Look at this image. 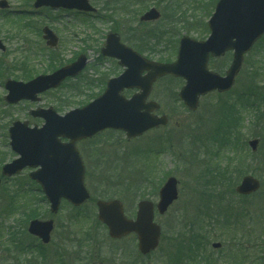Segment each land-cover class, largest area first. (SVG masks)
<instances>
[{"label":"rangeland","instance_id":"rangeland-1","mask_svg":"<svg viewBox=\"0 0 264 264\" xmlns=\"http://www.w3.org/2000/svg\"><path fill=\"white\" fill-rule=\"evenodd\" d=\"M6 1L9 7L0 9V39L6 46L4 52L0 51V60L8 70L25 54L39 73L47 69L51 58L63 65L84 53L89 61L80 78L66 80L59 88L41 94L40 101L34 103L7 104L3 100V81L7 76L16 78L2 71L0 168L16 156L8 144L7 130L12 121L29 120L30 124L40 125L42 120L28 115L31 108L52 106L63 114L81 106L101 90L102 82L121 73L116 60L99 57L109 31L132 47L146 31L157 30L159 38L153 43L156 49L142 54L153 60L171 57L173 44L165 46L168 29L178 31L179 37L206 39L207 20L215 4V0H158L157 5L149 0L139 7L143 0H133L122 13L108 11L100 0H90L99 15L93 17L66 9L32 12L33 0ZM152 6L158 8L161 18L140 22L141 13ZM45 25L58 36L54 50L42 38ZM230 59L228 52L211 59L209 67L223 74ZM182 84L178 78L160 79L152 87L149 98L157 101L167 115L165 126L129 140L121 131L105 130L79 143L86 166L85 184L91 195L82 206L62 202L51 216L42 193L29 182L28 168L3 178L0 264H167L176 243L188 230L198 233L195 239L202 242V255L217 258L218 264H264V36L245 55L232 88L201 97L195 111H189L178 98ZM132 92L123 94L129 97ZM217 131L219 134L214 136ZM254 138L258 144L251 151L247 141ZM245 174L258 179L260 187L251 195L239 196L234 187ZM168 176L178 181V197L164 214L154 212V221L161 229L158 247L141 255L134 234L111 239L96 218L95 200L120 199L126 216L133 218L139 199L157 202L158 189ZM21 189L31 192L40 211L46 210L40 218H54L51 240L46 245L26 231L22 207L15 203L16 195L12 198ZM212 242L221 246L213 248Z\"/></svg>","mask_w":264,"mask_h":264},{"label":"water","instance_id":"water-1","mask_svg":"<svg viewBox=\"0 0 264 264\" xmlns=\"http://www.w3.org/2000/svg\"><path fill=\"white\" fill-rule=\"evenodd\" d=\"M47 6L52 9H76L94 12L88 0H34L33 7ZM7 7L0 0V8ZM160 13L151 8L140 16L141 21L157 20ZM210 35L206 40L196 41L189 36L179 40L176 60L160 63L149 60L121 42L115 33H108L101 54L115 58L124 67L123 72L106 82L103 93L83 107L59 115L53 107H37L29 111L30 116L43 119V124L29 126L28 120H15L8 129L9 146L18 156L1 168L3 176H13L29 167V177L41 187L49 202L51 213L58 211L62 199L79 206L89 198L84 185V165L75 143L90 138L104 129L120 130L130 139L142 135L149 129L165 125L167 117L153 112L159 109L155 101H147L156 79L172 75L185 80L180 88L179 99L189 110H195L199 97L211 91L229 90L239 72L244 54L264 33V0H218L208 20ZM42 38L50 47L57 45L58 38L48 28H42ZM0 49L4 45L0 41ZM233 51L229 67L224 75L208 69L209 57H220ZM85 55L49 74H39L23 82L7 79L4 100L16 104L21 100L39 101V94L54 89L67 77L76 76L86 65ZM137 89L129 98L122 92ZM66 139L67 141H62ZM257 140L248 144L255 150ZM1 181V180H0ZM259 188V181L251 175L242 177L235 190L239 194H250ZM155 208L163 214L177 198V180L170 176L160 187ZM97 219L102 222L111 238H120L135 233L137 247L145 255L158 245L160 226L153 221L154 204L146 199L137 203L134 219L124 215L120 200H97ZM53 220L33 219L27 231L41 239L50 240ZM214 247L219 244L215 243Z\"/></svg>","mask_w":264,"mask_h":264},{"label":"trees","instance_id":"trees-1","mask_svg":"<svg viewBox=\"0 0 264 264\" xmlns=\"http://www.w3.org/2000/svg\"><path fill=\"white\" fill-rule=\"evenodd\" d=\"M100 1H102L103 5L105 6V9H107L108 11H112V12L115 11L116 12V10H120V11H122V13H124V9L127 8L128 4H130L133 0H100ZM151 1H153V0H151ZM154 1H156L155 4H157V5L159 4L158 0H154ZM216 1L217 0H215V2ZM211 2H212V0H211ZM137 3H138V1H137ZM148 3H149V0H143L142 3H139V7L145 6ZM141 9H143V8H140L139 10H141ZM94 17H99V15L96 14ZM152 31H146L145 34H142L138 38V40L136 41L137 43H134L132 45V47H134L140 53L154 52L156 47H154L153 43L155 42V40L156 41L158 40L159 36L157 35L158 34L157 30L156 31L154 30L153 34L151 35ZM177 32L178 31H176V30L168 29L167 40H166L165 46H169V44H173V50L170 51V53L172 55H171V57H167V58H164V56L161 58H158L159 61H170L173 58V56L175 55L177 43H178V39H179V34ZM164 34H166V33H164ZM174 47H176V48H174ZM160 52H163V51H160ZM28 60H30L29 56L27 54L23 55L22 58L19 59V61L17 59L15 60V63L12 64V68H10L9 70H8V67L4 64V62L0 60V76H3V74H5L2 71L7 72L11 77H14V78L20 79V80H28V79L36 76L37 74H39V72L36 71L35 65L33 63L30 64L28 62ZM48 62H49V64H48L49 66H47V69L44 70L43 73H45V71L51 72L54 69H56L58 66L61 65V62L57 63L56 59H53V58H51L50 61H48ZM14 70H16V73H14ZM164 79L170 80L172 78L166 77ZM87 83L89 84L88 81H87ZM90 86H91V84H90ZM94 96L95 95L92 96V94H91L89 96V99L85 103H87ZM233 106H234V104L230 105L229 109L232 108ZM227 116H228V112H227ZM217 134H219V131H217V133L214 134V136H216ZM29 182L32 184L33 187H35V184L33 182H31V181H29ZM23 190H25V189L23 188ZM23 190L22 189H21V191L17 190V192H15V194L12 195V198L16 195L17 198L14 199L15 203L19 204L20 208L22 207L21 210L19 209L21 211L20 213H21L22 218H23L22 220L25 221V223H26L30 219L39 218V217L46 215V210L40 211V209L37 208L38 206L36 205V202H35L36 199H35V197L31 196V192L29 190H26V191H23ZM22 193H24L26 196L21 197ZM39 200H42V199H39ZM11 206H13V203ZM47 214H48V211H47ZM182 235L184 236V238L182 240L178 241V244L176 243L175 250L172 252V258H171L172 262H174V264H179V263H181L180 260L182 258H191L193 262L198 264L199 261L197 260V255L199 253V250L201 249L200 243H202V242L197 241L195 239V236L198 235V233H192L188 230L186 233H184ZM192 255H194V256H192ZM205 262L207 264H209L210 260L207 259Z\"/></svg>","mask_w":264,"mask_h":264}]
</instances>
